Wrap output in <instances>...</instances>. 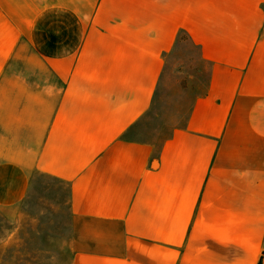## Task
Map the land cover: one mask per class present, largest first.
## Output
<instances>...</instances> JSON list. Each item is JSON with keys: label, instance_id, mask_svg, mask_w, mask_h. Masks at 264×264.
Masks as SVG:
<instances>
[{"label": "crops", "instance_id": "0c3cea01", "mask_svg": "<svg viewBox=\"0 0 264 264\" xmlns=\"http://www.w3.org/2000/svg\"><path fill=\"white\" fill-rule=\"evenodd\" d=\"M0 264H264V0H0Z\"/></svg>", "mask_w": 264, "mask_h": 264}, {"label": "rangeland", "instance_id": "374dc122", "mask_svg": "<svg viewBox=\"0 0 264 264\" xmlns=\"http://www.w3.org/2000/svg\"><path fill=\"white\" fill-rule=\"evenodd\" d=\"M167 111V110H166ZM167 112H169V111H167Z\"/></svg>", "mask_w": 264, "mask_h": 264}]
</instances>
